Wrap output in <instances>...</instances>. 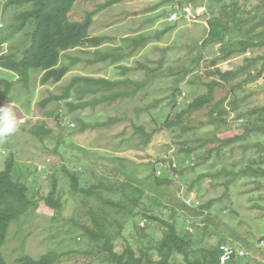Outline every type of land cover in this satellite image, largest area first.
<instances>
[{
    "label": "trees",
    "instance_id": "trees-1",
    "mask_svg": "<svg viewBox=\"0 0 264 264\" xmlns=\"http://www.w3.org/2000/svg\"><path fill=\"white\" fill-rule=\"evenodd\" d=\"M133 1L136 0H0L1 13L11 15L10 20L2 19L5 28L0 33V69L14 75L26 89L32 72L40 74L39 83L42 86L57 84L67 75L76 61L63 63L65 59L63 55L71 49L85 45L90 50L93 49L95 53L93 64L109 62L113 65L126 57L138 54L151 42H159L166 31L177 28V24L167 21L170 14L163 13L159 17L168 24L162 31L143 33L140 28L131 33V36L121 40L122 48H111L110 51L105 52L99 50L115 38L104 34L92 35L91 29L95 18L109 8ZM174 1L177 4H173ZM202 1L163 0L147 10H156L161 4H166L171 6L172 13L189 7L197 16L196 11L204 6ZM224 1H214L216 5H219L218 10L215 12V9H210L206 22L207 30L201 41V47L222 44L226 36L233 32L241 36L236 41L238 47L223 46L222 55L210 60H205L204 54L193 56L189 66H183L182 70L175 71L180 74H173L174 68L167 70L169 76L174 79L169 87L168 108L161 112V124L158 128L149 129L148 124L142 119V115L148 113H150L149 116L151 115L150 108L146 105L134 107L132 115L124 112L123 116L109 117L104 122L91 125L80 117L74 116L77 110L95 108L102 104H119L122 100L133 98L144 90L148 79L134 81L126 77L130 71L126 66H116L119 74L123 76L119 79L96 75L74 76L68 84L60 87L59 92H51L38 102L40 107L64 102V110L57 109L51 113L47 112V115H54L57 124L66 115L73 117L71 120L78 123L79 132H84L88 128L93 130L105 128L106 130L123 118L128 120L131 128L130 136L137 137L139 145L145 151V158L142 159L146 160L150 158L146 151L150 147L153 136L158 130L164 132L171 137L170 142L176 147L173 157L175 159L156 160L159 169L154 163H149V176L139 178L117 165L101 162L92 154V151L88 152L81 148V152L91 160L88 164L86 163L87 167L78 172L70 171L66 166L61 165L59 171L67 179L69 192L79 197L68 223L79 232V239L83 238L86 241L87 249L73 252L75 255L70 252L58 254L55 251H48L37 259L32 258L31 255H24L12 264H95L96 262L101 264H217L220 245L234 248L232 244L226 243L227 238L232 239V237L236 241L239 240L243 248L251 250L253 246L246 240L240 239L236 232L231 231L229 237L225 236L226 224L211 210L214 200L197 206L193 204L194 202L188 204L180 195L168 193L173 178H177L183 171L178 168L179 166L176 167L173 161L180 165L185 160L180 159L183 155L184 158L199 159V162L189 165L191 170H195L197 167L206 166L212 159L223 162L225 160L223 150L232 149L234 145L240 146L245 152L249 147L253 150L250 154L251 158L244 167L238 172L226 168L215 172L207 169L197 176L192 184L200 179H223L224 182L220 186L227 194L229 186L233 185L239 177L264 178V169L260 164L257 165V159H255V156H258L260 160L264 158V144L249 143L251 138L264 137V106L251 108L245 113L238 111L239 106L244 105L250 98V92L247 91L250 85H253L257 79L264 78V53L254 57L240 69L222 71L219 68V64L228 61L235 52L245 54L254 48L264 47V32L260 31L264 26V0H261V5L251 10H246L248 0ZM77 4H82L80 12H76ZM85 5H92V8H86ZM211 5L210 7H213V4ZM146 23L148 24V21ZM20 35L23 39L17 43ZM6 44L9 50L3 52L2 47ZM164 66L165 61L161 57L157 60L155 68L139 64L136 69L149 71L151 76L149 75L150 78L149 76L148 78L151 80ZM193 72L197 73V83L195 80H187V83L192 88L197 86L202 90L196 89L192 99L187 97L179 101L181 94L185 95L180 89V84ZM11 85V80L0 78V87L5 94L10 91ZM226 88V94L217 98V94ZM260 92L264 97V90ZM71 96H74L76 101H69ZM0 106H3L1 99ZM202 111H205L206 116L196 126L195 115ZM229 113L236 114L235 119L241 123L239 131L227 127L230 123ZM204 127L213 128L211 137L196 136L197 131H201ZM222 128L226 130L220 131ZM225 131L230 132L223 134ZM28 132L39 141L50 136V130L43 123L31 126ZM62 143L60 140L56 141L52 150L54 156L61 155L57 149ZM199 151H202L200 156H198ZM50 161L44 160L42 163H51ZM14 166L15 161L11 152L0 165V264H7L1 250L6 242L10 224L21 218L31 217L39 200L30 197L25 180L22 182L20 179L13 178ZM33 171L41 172L42 170L38 171L37 165H34ZM82 172L86 173V177H82ZM156 172H160L161 176H156ZM27 173L30 175V170ZM56 181L55 174L51 175L49 190L44 197H40V201L48 209L59 211L63 209V203ZM192 184L188 189H191ZM143 199H147L150 203L146 204ZM138 210L142 212H137ZM157 210L164 217L156 215ZM138 216L150 224H157L162 229L159 240L153 239L135 223L134 219ZM129 220L132 222L130 231L133 235L131 236L130 232V236L136 239L135 241L138 239V242H141L140 247L134 248L124 235ZM192 220H200L203 234L200 239H194L186 228V225L187 227L193 225ZM141 224L143 225V222ZM214 237L215 240H212ZM211 240L214 242L212 243ZM261 240H264V237L259 238L258 241ZM119 242H122V249L117 251ZM238 248L241 249L240 246ZM259 248H262L261 252H264V246ZM62 257L65 259L63 263ZM178 257H181V260ZM243 258L245 257L233 256L226 264H240Z\"/></svg>",
    "mask_w": 264,
    "mask_h": 264
},
{
    "label": "rangeland",
    "instance_id": "rangeland-1",
    "mask_svg": "<svg viewBox=\"0 0 264 264\" xmlns=\"http://www.w3.org/2000/svg\"><path fill=\"white\" fill-rule=\"evenodd\" d=\"M162 1L136 0L114 6L100 13L94 20L91 34H104L115 38V40L106 43L99 50L105 52L110 51L111 48H122L123 42L121 40L127 36H131V33L140 30V28H142L143 33L145 31V33L162 31L168 23L162 21L159 15L163 13L171 14V6L161 4L156 10H147V8H153ZM214 1L203 0L204 6L196 11L197 16L195 19L187 20L182 18L177 23L173 22V24H177V28L166 31V34L163 35L159 42H151L145 49L140 50L138 54L133 57H126V59L117 64L111 65L109 62L93 64L92 60L95 53L93 49L90 50L85 45L71 49L63 55L65 56L63 63L68 64L70 62L73 63V60L76 61L70 67L67 75L57 84L42 86L39 83L40 74L32 72L28 88L26 89L23 88L14 75L0 69V78L12 81L10 91L7 94L0 87V99L3 102V106L11 108L17 119L22 121L13 136L9 137L5 142H0V165L12 152L15 161L12 172L13 178L20 179L22 182L25 180L29 188L30 197L39 199L37 200L38 206L33 211L31 217L21 218L9 226L7 239L1 250L7 264H12L24 255H31L32 258L37 259L48 251L63 254L65 252L73 253L87 249L86 241L83 238L79 239V232L68 223V219L77 206L79 197L73 196L69 192L67 179L59 171L61 165L66 166L70 171L78 172L87 167V164L91 160L81 152V148L86 149L88 152L92 151V154L99 158L101 162L107 165H117L129 173H134L139 178L149 176V163H154L159 169L156 160L164 158L175 159L173 157L176 147L170 142L171 137L164 134V132L158 130L153 136L149 145L150 147L146 151V154L150 158L146 160L142 159L145 158V151L139 145L137 137L131 138L130 136L131 128L128 120L123 118L121 121L110 125L106 130L105 128H96L94 130L88 128L84 132H79L78 123L71 120L73 117L66 115L57 124L54 115H47V112L51 113L57 109L64 110V102L51 103L45 107H40L38 102L51 92H59L60 87L68 84L74 76L96 75L109 79H119L123 78V76L119 74L116 66H126L130 69L126 74L127 76L125 75L126 77L134 81L148 79L144 90H141L133 98L122 100L119 104H102L95 108L89 107L84 110H77L74 116L80 117L87 124L91 125L101 121L104 122L109 117L123 116L124 112L132 115L134 107L146 105L150 108L151 117L148 115L150 113H148L142 115V119L148 124L149 129L158 128L161 124V112L168 108L167 102L170 100L169 87L172 85L174 79L169 76L167 70L170 68H174V72L182 70L183 66H189L190 59L198 54H204L205 60H210L222 55L224 52L222 51L223 46L238 47L236 41L241 36L236 32L226 36L222 44L201 47V41L207 30L206 22L210 9H215V12L218 10L219 5H216ZM224 2L228 1L225 0ZM175 3L177 4L174 1L173 4ZM211 4H213V7H210L212 6ZM81 5H76V12H80ZM259 5H261V0H248L246 10H251ZM85 7L92 8V5H85ZM203 13L204 15H202ZM3 18L10 20V13L3 15L0 11V33L5 28V24L2 22ZM147 21L150 25L146 23ZM260 31L264 32V26ZM22 39V35H20L17 38V43H20ZM8 50V44L3 45L2 51L6 52ZM123 52L127 53L126 50H123ZM263 53L264 47L262 46L254 48L245 54L235 52L228 61L220 63L219 68L222 71L240 69L246 66L254 57L260 56ZM161 57L164 58L165 66L151 80L149 79L151 76L149 71L136 69L139 64L155 68L157 60ZM174 72L173 74H180L179 72ZM187 80H195L197 83V73L193 72V74L188 75L186 81L180 84V89L185 95L181 94V97L178 99L179 101L187 97L192 99L195 96V90L201 89L197 86L192 88L187 83ZM260 90H264V78L257 79L253 85H250V88L247 90L250 92V98L244 105L239 106L238 111L245 113L251 108L263 107L264 97H262L263 95ZM226 92L227 88L223 89L222 92L217 94V98L222 97ZM86 99H89V97H86ZM69 101H76L75 97L71 96ZM155 101L158 102L154 103ZM204 116H206L205 111L196 114L194 124L198 126ZM235 116V113H229L228 119L230 123L227 127L239 131L241 123L235 119ZM42 123L50 130V136L39 141L28 132V129L33 125ZM71 123L75 124V127L72 129L69 127ZM226 128H222L220 131L226 130ZM212 132L213 128L204 127L201 131H197L196 136L208 135V137H211ZM228 132L230 131H225L223 134H227ZM57 140L63 142L57 149L61 155L54 156L52 150ZM255 142L264 144V137H254L249 141L250 144ZM252 152L253 150L250 147L245 152L240 146L234 145L232 149L226 148L223 150L225 156L223 162L212 159L206 166L197 167L195 170H191L189 165L199 162V159L184 158L183 155L180 159L185 160L180 165H177V162L173 161L176 167L179 166L178 168L183 171L177 178H173V183L168 190V193L180 195L188 204L189 202H194L193 204L197 206L214 200L211 210L213 214L219 215L226 224L224 227V230L226 229L225 236L229 237V232L234 231L240 239L246 240L248 244L253 246L251 250H248L242 247L239 240L236 241L232 236V239L227 238V244H232L236 248L240 246L243 252H245V258L240 260V264H257L259 262L260 264H264V252H261L262 248H259L257 245L259 238L264 237V219H260L264 217V178L239 177L233 185L229 186L227 194H225L223 187L220 186L224 182L223 179H200L194 184L192 182L207 169L215 172L226 168L227 170L238 172L240 168L247 164ZM201 154L202 151H199L198 156ZM258 158V156H255L257 165L260 164L261 168L264 169V158L261 159L262 161ZM46 159H50L51 163H46L43 166L42 162ZM34 165H42V168L40 166L42 171L34 172ZM28 170H30V175L27 173ZM53 174H55L57 188L60 191L63 203V209L59 211L48 209L40 201V197H44L49 190V182ZM82 177H86V173L82 172ZM191 184V189H188ZM143 200L146 204L150 203L147 199ZM137 212L142 211L138 210ZM155 213L158 216L164 217L159 211L158 213L155 211ZM134 220L153 239L157 241L161 238L162 229L157 224H150V222L145 221L141 216L136 217ZM199 221L192 220L191 224L193 225L188 226L190 229L186 225L188 232H190L194 239H200L203 236ZM142 222L143 225L141 224ZM126 225L124 235L129 239L134 248L140 247L141 242H138V239L135 241L136 239L131 237L133 236L132 231H130L131 220ZM212 240H215V237ZM212 240L211 242L213 243L214 241ZM143 242L146 243L144 240ZM116 249L117 251L122 249V242L118 243ZM72 255H75V253ZM178 258L181 260V257ZM63 260L65 261L62 257V263L64 262ZM95 264L101 263L96 262Z\"/></svg>",
    "mask_w": 264,
    "mask_h": 264
},
{
    "label": "clouds",
    "instance_id": "clouds-1",
    "mask_svg": "<svg viewBox=\"0 0 264 264\" xmlns=\"http://www.w3.org/2000/svg\"><path fill=\"white\" fill-rule=\"evenodd\" d=\"M174 12H178V11H174ZM168 18H167V21H168ZM182 18L183 17H181L180 19H182ZM179 20H177V21H179ZM21 123H22V121L17 119V116L14 114V112L11 110V108L6 107V106H0V142H5L9 137L13 136L17 132L19 125ZM69 127L70 128L74 127V124L71 123L69 125ZM46 160H47V162L50 161V159H46ZM44 165L45 164H43V166ZM40 166L42 168V165H40ZM40 166H37V170L39 169L38 171L41 170ZM156 175L159 176L160 172H156ZM259 243H260V241L258 242V245L260 247ZM261 247H263V246H261ZM235 249H239V248H235ZM240 250H242V249H240Z\"/></svg>",
    "mask_w": 264,
    "mask_h": 264
},
{
    "label": "built area",
    "instance_id": "built-area-1",
    "mask_svg": "<svg viewBox=\"0 0 264 264\" xmlns=\"http://www.w3.org/2000/svg\"><path fill=\"white\" fill-rule=\"evenodd\" d=\"M181 17L187 19V20H193L196 17V14L189 8V7H184L178 12H173L169 18V22H175L179 20ZM260 246H264V240L260 241ZM245 252L240 249H235L232 246L228 245H220L219 247V258H218V263L217 264H226L229 262L233 256H244Z\"/></svg>",
    "mask_w": 264,
    "mask_h": 264
}]
</instances>
